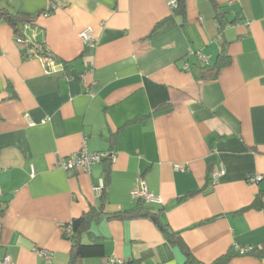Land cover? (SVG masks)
I'll return each mask as SVG.
<instances>
[{"label":"crops","instance_id":"crops-1","mask_svg":"<svg viewBox=\"0 0 264 264\" xmlns=\"http://www.w3.org/2000/svg\"><path fill=\"white\" fill-rule=\"evenodd\" d=\"M5 2L39 15L23 25L26 38L43 42L55 60L25 58L12 26L0 21V259L69 264L64 228L101 206L105 187L103 162L89 170L58 165L83 147L115 154L106 213L137 206L133 191L145 181L161 202L144 206L161 210L196 261L262 248L264 205L241 210L264 191V0H216L223 31L210 0H186L185 16L157 29L173 13L170 0ZM222 52L230 63L203 78ZM210 167L225 172L213 182ZM90 232L82 240L102 241L105 255L77 264L186 263L146 218L104 217ZM229 264L264 257L238 255Z\"/></svg>","mask_w":264,"mask_h":264},{"label":"trees","instance_id":"trees-1","mask_svg":"<svg viewBox=\"0 0 264 264\" xmlns=\"http://www.w3.org/2000/svg\"><path fill=\"white\" fill-rule=\"evenodd\" d=\"M6 0H0V21H4L12 26L14 29V35L16 39L22 44V54L25 58H29L33 55H50L54 60L55 57L49 52L46 45L40 41H28L25 35V29L23 25L25 23L35 24L39 15L32 16L23 12L13 11L6 5ZM177 7L173 9V13L166 17L165 19L158 22L154 29H157L164 23L173 20L175 16H185L186 14V0H176ZM213 7L216 10V19L218 21L220 31H223V28L226 24V19L224 13L221 11V7L217 4L216 0H210ZM230 63V57L223 53L220 55L217 63L213 66L205 65L202 69L201 76L203 78H216L224 65ZM137 118L136 120H138ZM114 154L113 152H111ZM105 165L106 178H105V187L102 191L101 200L102 204L99 207H91L90 210L83 213L81 216L76 217L70 223L71 231L64 232V237L72 241V250L70 254L69 264H77L79 258L86 257H102L105 255L104 243L93 239L90 243H85L82 238L84 234H90V229L93 223L98 222L100 219L106 217L107 219H117V220H132L138 218H146L151 220L158 229L163 233L164 237L168 239L172 245L178 246L186 257L185 264H203L194 258L190 247L184 241L181 232L174 231L169 227V224L162 218V212L151 211L144 206L145 201L140 199L137 206L128 210H121L108 214L105 212V204L107 202V186L109 183V172L110 165L113 160L109 156L102 161ZM213 168H209V172H212ZM212 180V179H210ZM264 191L256 196L254 201L244 207L241 211L248 209H261L264 205L262 200V195ZM244 254H255L256 256L263 258L264 257V245L261 249L251 248L246 253H240L236 248H232L226 254L222 255L215 261L210 264H229L230 260L238 255ZM133 261L127 262V264H133Z\"/></svg>","mask_w":264,"mask_h":264},{"label":"built area","instance_id":"built-area-1","mask_svg":"<svg viewBox=\"0 0 264 264\" xmlns=\"http://www.w3.org/2000/svg\"><path fill=\"white\" fill-rule=\"evenodd\" d=\"M170 7L174 9L177 7V1L176 0H170L169 2ZM45 15H49V12H46ZM82 36L86 41H90V34L89 30L83 31ZM47 59V62L52 64L54 62V59L47 55L45 56ZM111 156L112 160L115 158V154H112L111 152H90L86 147L81 148L78 152L73 154L72 156L68 157L67 159L59 162V166L64 169H72V168H80L84 170H89L92 165L102 163V161ZM225 170L223 168L218 169L217 167L212 172V180L215 182L220 174H223ZM262 179L261 176H255L251 178V181H260ZM103 188V186H102ZM134 196L144 200L145 202H161V199L157 196H155L153 193L150 192L148 185L145 181H141L140 185L133 191ZM71 231V226L68 225L64 228V232ZM251 248H244L237 246V250L240 251V253H246ZM0 264H11V258L10 256H7L4 259H0ZM105 264H127V262L123 259L119 258H110Z\"/></svg>","mask_w":264,"mask_h":264}]
</instances>
